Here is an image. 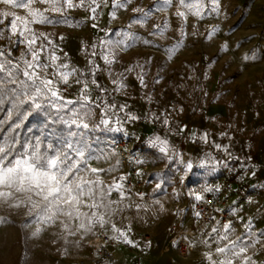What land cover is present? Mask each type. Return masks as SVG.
Wrapping results in <instances>:
<instances>
[{
  "label": "rangeland",
  "instance_id": "1",
  "mask_svg": "<svg viewBox=\"0 0 264 264\" xmlns=\"http://www.w3.org/2000/svg\"><path fill=\"white\" fill-rule=\"evenodd\" d=\"M204 2L206 7L200 18L194 15L195 9L189 11L180 7L178 0H173L172 5L163 10H158L156 0H131L126 7L118 9L112 7V0L106 3L96 0L95 4L84 0L83 6L67 11V24L30 25L37 33L48 34L63 49L57 52L62 57L60 62H68L84 71L89 67V59H94L101 69L108 68L99 55L102 37L119 40L120 33L125 31L140 37L131 47L117 51L111 76L107 71L97 74V82L107 91L101 94L95 89L93 97L102 96L110 104H126L127 108L118 112L123 121L122 130L113 132L105 130L103 125L96 127L103 113L95 105L91 106L93 115L87 121L90 130H83L91 156L89 167L104 171L98 174L85 171L80 176L99 179L104 186L121 182L119 177L125 176L127 179L121 182L125 190L130 177L140 192L150 194L158 213L147 207L139 210L130 201L127 191L123 197L113 191L108 199L117 203L112 204L111 209L81 206V212L89 214L91 211L110 213L105 217L109 222L104 227L96 224L85 231L78 227L81 220L87 223L85 217L76 219L75 214L57 213L52 219L41 221L34 213L29 215L39 197L32 192L0 186V192L12 193L0 197V264H91L89 251L98 238L103 237L113 242L109 246L113 260L104 264H217L226 259H231L233 264H243L245 255L252 257L249 264H264V236L260 235L264 233V0H219L217 12H211L207 0ZM74 3L79 4L80 0ZM32 6L40 10L49 7L39 0H34ZM93 7L96 8L95 21L90 18ZM137 8L151 10L143 25L133 23L142 15L133 12ZM5 10L28 16L26 9L0 4V11ZM178 11H185L186 17L178 16ZM77 21L79 26H76ZM92 23L98 28L93 29ZM4 27L7 28V22ZM8 35L5 32V37ZM60 36L64 37L63 41ZM144 39L150 43H143ZM93 43L98 46L94 58L89 54ZM6 45L7 39L0 40V46ZM22 51L23 45L20 46ZM20 52L13 51L9 59L17 62ZM129 67L133 68L132 72L127 71ZM141 74L147 87L141 86L137 79ZM123 77H126L123 82L127 87L114 91L117 86L111 80ZM61 87L66 98L74 99L81 85L73 80L72 87L66 90V86ZM149 96L151 100L147 99ZM16 109L12 107L9 112ZM127 112L139 119L125 120ZM154 115L161 119H154ZM165 116L172 121L171 131L162 123ZM112 126L120 125L114 122ZM180 127L185 130L179 132ZM71 131L78 129L73 126ZM55 132L41 140L42 149L48 143L59 146L60 140L67 137L69 127L64 125L62 131ZM204 133L208 134V143L201 139ZM155 136L169 141L170 154L176 155L173 164L158 148L150 146L149 141ZM119 137H129L146 148L143 159L149 165L147 172L139 171L131 176L125 172L112 146ZM214 144H220L221 149ZM181 157L185 163L190 161L194 165L187 174ZM201 160L219 163L215 171H211V163L206 168L199 167ZM223 178L239 190L244 206L241 220L233 223L232 231L227 234L228 240L221 238L225 232L222 226L205 225L193 218L195 194L203 196L214 192L204 189L220 188ZM157 184H161L160 189H156ZM178 199L181 200L179 206L175 204ZM249 219L251 233L245 227ZM112 224L127 232L133 244L113 239L118 233L112 229ZM171 224L195 232L194 250L187 258L179 257L174 245L168 242ZM213 227L218 233H212ZM146 232L152 233L149 240L145 239ZM237 237H240L238 246L248 247L246 254L232 257L216 252L217 247H224ZM209 255L211 260L207 258Z\"/></svg>",
  "mask_w": 264,
  "mask_h": 264
},
{
  "label": "snow or ice",
  "instance_id": "2",
  "mask_svg": "<svg viewBox=\"0 0 264 264\" xmlns=\"http://www.w3.org/2000/svg\"><path fill=\"white\" fill-rule=\"evenodd\" d=\"M40 3L49 5V7L40 10L34 8L32 5L34 0H0V4L11 6L16 9H26L28 16L17 15L12 11H0V40L7 39L8 45L0 46V105H3L5 99L11 103L16 98L20 99V106L26 105L29 109L26 112H18L17 119L20 123L15 125V128H20L24 121L29 120L33 115H43L46 118H54L56 121L67 125L69 133L67 137L60 140L59 146L48 143L41 147V140L38 137H32L30 140L20 142L18 140H11L10 138H3L0 141V186L16 191H28L34 193L39 200L34 202L29 211V215L33 213L35 216L43 221L45 219H52V216L60 213L68 216L75 214L76 219L85 217L87 223L81 220L79 229L90 231L91 227L98 224L104 227L109 221L105 218L110 213L108 211H91V213L81 212V206L89 209H111V205L117 203L110 201L113 191H117L123 197L125 188L122 181L127 177L120 176L119 181L113 182L111 185L104 186L103 182L99 179L90 180L84 179L80 176L82 172H90L98 174L102 169L89 167V160L91 159L88 151L89 145L84 139L85 133L83 130H90V125L87 122L93 115L92 105L100 109L103 116L100 124L96 127L103 125L107 131L118 132L122 130L123 121L118 115V112H124L127 108L126 104L117 106L114 102L109 103L106 98L102 96L93 97L92 93L95 89H99L101 94L107 90L97 82V74L101 71H107L111 76V65L116 62L117 51L131 47L137 40H140L134 32L120 33L121 39L111 40L101 38L99 42L100 58L104 64L108 66L107 69H101L100 65L94 59L87 61L89 67L87 71L81 70L75 66L70 65L68 62H60L62 57L57 55L58 51H63L49 35L43 32L37 33L30 25L33 24H67L68 16L66 15L69 9L81 7L84 0H80L79 4H75L74 0H39ZM107 0H105V3ZM131 0H112V7L114 9L124 8ZM92 4L96 0H91ZM173 0H156L159 6L158 10H163L172 5ZM179 6L186 10L195 9L194 15L203 17V10L206 7L204 0H196L195 3L188 2V0H178ZM207 6L211 12L219 10V0H207ZM99 7V5H97ZM150 11L144 9H133V12H140L142 15L138 19H134V24L143 25L146 22ZM91 20H96V8H91ZM46 13L56 14L47 15ZM180 17H186L185 11H178L176 13ZM113 17L115 12L112 13ZM7 22V28L4 27ZM79 26V21L77 25ZM91 27L97 29L98 25L92 23ZM131 27V25H129ZM159 28V25H154ZM103 31V29H101ZM5 32L9 35L5 37ZM59 39L63 41L64 37L60 36ZM149 44L150 41L144 39L142 41ZM24 46V51L20 52V46ZM97 44L91 45L90 56H97ZM88 51L87 49H84ZM13 51L20 52L17 62L9 59ZM171 51V50H170ZM43 56V60L41 57ZM30 57V59L28 58ZM63 59L67 60L65 53ZM143 71V65L139 66ZM49 69L52 71L49 72ZM128 72H132L133 68L129 67ZM123 74H121L122 76ZM23 77V78H20ZM91 77V79H88ZM122 79L111 80L113 85L117 87L114 91H121L127 87ZM141 86L147 87L144 81L143 74L137 77ZM76 85H81L79 95L76 98H66L61 86L72 87V81ZM157 84L159 79L155 81ZM8 85L5 87V85ZM90 85L92 87H90ZM110 95V93H109ZM151 100V96L147 97ZM17 105L13 104V108ZM180 111H183L181 108ZM11 116V113L9 114ZM115 117V121H113ZM125 120L134 121L139 119L138 116L125 113ZM154 119L160 120V116H155ZM120 125L113 127V123ZM162 123L171 131V123L166 116L163 118ZM78 131H71L72 127ZM184 127L178 129L183 132ZM223 135H227L224 133ZM201 139L208 143V134L204 133ZM153 148H158L159 152L171 162L173 157L170 154V145L167 139H162L160 136H155L149 141ZM214 147L221 149L220 144H214ZM227 152V147L223 149ZM180 162L185 164L186 174L190 172L194 165L192 162H184L180 158ZM209 163L212 164L211 171H215L218 161L201 160L199 167L206 168ZM139 174V173H138ZM256 175L255 172L251 173ZM161 184L156 185V189H160ZM218 191L206 187L205 192ZM11 192H0V197L10 196ZM141 197L142 193H138ZM31 199V198H30ZM197 201H203L204 197L195 194ZM88 201H92L89 203ZM107 201V203H105ZM19 207V205H16ZM139 207V205H137ZM67 209V211H65ZM115 209H112L114 213ZM222 211V210H220ZM235 212V209H233ZM197 217L201 215L199 211L195 213ZM2 219V218H0ZM251 219L245 225L251 233ZM65 227H67L65 225ZM225 230L224 235L221 237L223 240H228V232L232 231V221L229 220L222 225ZM112 229L118 233V236L113 239H123L128 244H133V240L128 238L127 232L118 229L115 224H112ZM39 231V230H37ZM130 231V229H129ZM218 229L213 227L212 233H218ZM36 233H34L35 235ZM264 236V233L260 234ZM240 237L235 241H229L224 247H217V253L230 254L232 257H240L241 254H246L248 251L247 246H238ZM211 260V255L207 257ZM252 257L245 255L243 264H249ZM217 264H233L231 259L219 261Z\"/></svg>",
  "mask_w": 264,
  "mask_h": 264
},
{
  "label": "built area",
  "instance_id": "3",
  "mask_svg": "<svg viewBox=\"0 0 264 264\" xmlns=\"http://www.w3.org/2000/svg\"><path fill=\"white\" fill-rule=\"evenodd\" d=\"M113 149L117 154L120 164L125 172L131 176L137 172H147L149 165L143 159V150L146 148L137 145L129 137H119L113 141ZM173 164L176 155H172ZM218 191L203 195V201H195L193 205V218L199 220L205 225L222 226L229 220L238 223L244 212L243 200L240 198V192L233 187V183L227 179H222V185ZM126 191L130 201L139 205V210L150 208L158 213V207L149 193L140 192L133 184L132 180L126 181ZM138 193H142L141 197ZM177 206L181 204L178 199L175 202ZM235 209V212H233ZM222 210V211H220ZM199 211L201 215L197 217L195 213ZM152 233L146 232L145 239L149 240ZM194 231L176 228L174 224L169 226L168 242L174 245V250L181 258H187L194 250ZM99 239V240H98ZM89 251V261L91 264H104L113 260V252L109 246L112 245L110 238H98Z\"/></svg>",
  "mask_w": 264,
  "mask_h": 264
},
{
  "label": "trees",
  "instance_id": "4",
  "mask_svg": "<svg viewBox=\"0 0 264 264\" xmlns=\"http://www.w3.org/2000/svg\"><path fill=\"white\" fill-rule=\"evenodd\" d=\"M7 86L6 84L5 87ZM18 99L21 98L18 97L11 103L8 99H5L4 104L0 105V141L7 137L11 140L24 142L36 136H39V139L44 141L48 136L56 134L55 131L63 130L64 124L56 120H49L43 115H33L29 120L24 121L20 128H15V125L20 123V120L17 119V113L29 110L26 105L20 106ZM13 104L17 105V109L15 112H9ZM10 113L11 116L9 115Z\"/></svg>",
  "mask_w": 264,
  "mask_h": 264
}]
</instances>
